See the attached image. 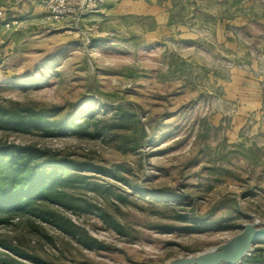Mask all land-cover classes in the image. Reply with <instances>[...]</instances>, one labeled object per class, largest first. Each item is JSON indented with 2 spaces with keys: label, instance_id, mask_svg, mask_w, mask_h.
<instances>
[{
  "label": "rangeland",
  "instance_id": "1",
  "mask_svg": "<svg viewBox=\"0 0 264 264\" xmlns=\"http://www.w3.org/2000/svg\"><path fill=\"white\" fill-rule=\"evenodd\" d=\"M173 3L155 37L134 17L8 9L0 110L86 120L66 135L0 127L1 146L69 165L30 212L0 217V264H165L264 222V0Z\"/></svg>",
  "mask_w": 264,
  "mask_h": 264
},
{
  "label": "trees",
  "instance_id": "2",
  "mask_svg": "<svg viewBox=\"0 0 264 264\" xmlns=\"http://www.w3.org/2000/svg\"><path fill=\"white\" fill-rule=\"evenodd\" d=\"M74 118L63 123L51 120L46 114H8L0 110V127L15 131L36 128L45 131L46 135L52 130L64 135L80 133L86 118L82 114H76ZM122 119L126 121L127 117ZM67 166L68 163L56 161L49 153L32 146L0 145V217L5 219L4 222L30 212L38 201L47 199L65 182L55 169ZM70 167L78 165L71 164ZM242 264H264V260L254 251Z\"/></svg>",
  "mask_w": 264,
  "mask_h": 264
},
{
  "label": "crops",
  "instance_id": "3",
  "mask_svg": "<svg viewBox=\"0 0 264 264\" xmlns=\"http://www.w3.org/2000/svg\"><path fill=\"white\" fill-rule=\"evenodd\" d=\"M16 0H0L2 6L19 13L30 16L39 15L41 11L30 5L16 6ZM173 0H108L99 16L112 17L114 19L122 17H134L136 21L130 28L137 32H149L151 37L157 34H165L170 28ZM145 20V21H143ZM147 20L152 24L147 27ZM123 28H125L123 26Z\"/></svg>",
  "mask_w": 264,
  "mask_h": 264
},
{
  "label": "water",
  "instance_id": "4",
  "mask_svg": "<svg viewBox=\"0 0 264 264\" xmlns=\"http://www.w3.org/2000/svg\"><path fill=\"white\" fill-rule=\"evenodd\" d=\"M263 241L264 222L256 220L245 224L239 234L213 249L165 264H242L254 252L256 244Z\"/></svg>",
  "mask_w": 264,
  "mask_h": 264
},
{
  "label": "built area",
  "instance_id": "5",
  "mask_svg": "<svg viewBox=\"0 0 264 264\" xmlns=\"http://www.w3.org/2000/svg\"><path fill=\"white\" fill-rule=\"evenodd\" d=\"M108 0H16V6L30 5L46 15L54 23L73 21L79 23L87 15L104 9ZM8 9L0 3V22L6 29L14 28L18 20H9Z\"/></svg>",
  "mask_w": 264,
  "mask_h": 264
}]
</instances>
